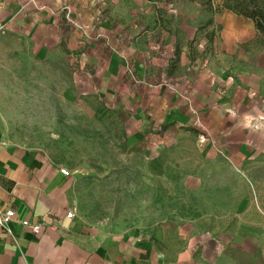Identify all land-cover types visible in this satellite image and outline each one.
<instances>
[{"label": "crops", "instance_id": "0c3cea01", "mask_svg": "<svg viewBox=\"0 0 264 264\" xmlns=\"http://www.w3.org/2000/svg\"><path fill=\"white\" fill-rule=\"evenodd\" d=\"M159 1L0 0V22L40 52L67 54L80 91L118 115L130 154L155 155L190 132L225 158L259 165L264 41L254 23L222 4ZM241 87L253 98H239ZM72 180L0 131V209L15 212L0 227V264H264L262 219L223 233L172 228L142 243L77 218Z\"/></svg>", "mask_w": 264, "mask_h": 264}, {"label": "rangeland", "instance_id": "374dc122", "mask_svg": "<svg viewBox=\"0 0 264 264\" xmlns=\"http://www.w3.org/2000/svg\"><path fill=\"white\" fill-rule=\"evenodd\" d=\"M164 1L216 9L230 0ZM251 1L243 0L244 6L251 7ZM239 93V98H253L245 87ZM229 96L237 98L235 90ZM0 131L7 143L44 153L69 172L77 218L138 242L158 243L175 234L172 228L223 233L264 220V154L259 165L225 158L190 132L155 155L130 154L118 115L80 91L67 54L38 51L4 21Z\"/></svg>", "mask_w": 264, "mask_h": 264}, {"label": "trees", "instance_id": "16d2710c", "mask_svg": "<svg viewBox=\"0 0 264 264\" xmlns=\"http://www.w3.org/2000/svg\"><path fill=\"white\" fill-rule=\"evenodd\" d=\"M251 2V7L246 8L243 0H230L223 4V8L250 19L254 23L260 38L264 41V3L258 4L254 0Z\"/></svg>", "mask_w": 264, "mask_h": 264}, {"label": "built area", "instance_id": "2783aa9c", "mask_svg": "<svg viewBox=\"0 0 264 264\" xmlns=\"http://www.w3.org/2000/svg\"><path fill=\"white\" fill-rule=\"evenodd\" d=\"M60 173L63 174L64 176L69 175V172L64 168H60ZM73 216H74L73 212H69L66 214L67 218H72ZM14 219H15V212L13 209H6V210L0 209V227L1 228H6L7 224L13 221ZM21 225L31 229V232L33 234H38L40 231V225L38 224L30 225L27 221H22Z\"/></svg>", "mask_w": 264, "mask_h": 264}]
</instances>
